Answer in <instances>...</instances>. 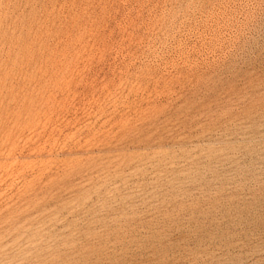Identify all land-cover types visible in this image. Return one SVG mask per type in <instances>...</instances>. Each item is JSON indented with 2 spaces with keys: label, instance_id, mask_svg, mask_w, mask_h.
<instances>
[{
  "label": "rangeland",
  "instance_id": "rangeland-1",
  "mask_svg": "<svg viewBox=\"0 0 264 264\" xmlns=\"http://www.w3.org/2000/svg\"><path fill=\"white\" fill-rule=\"evenodd\" d=\"M0 264H264V0H0Z\"/></svg>",
  "mask_w": 264,
  "mask_h": 264
}]
</instances>
